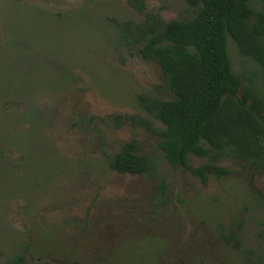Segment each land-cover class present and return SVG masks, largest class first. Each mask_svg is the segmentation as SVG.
<instances>
[{"label": "rangeland", "instance_id": "1", "mask_svg": "<svg viewBox=\"0 0 264 264\" xmlns=\"http://www.w3.org/2000/svg\"><path fill=\"white\" fill-rule=\"evenodd\" d=\"M138 2L142 13L131 0H0V264H264V175L210 155L171 167L162 125L136 99L173 94L118 26L141 27L145 14L164 26L192 9ZM227 55L264 91L230 40ZM129 141L151 176L110 169ZM206 164L225 173L202 185L190 170Z\"/></svg>", "mask_w": 264, "mask_h": 264}, {"label": "trees", "instance_id": "2", "mask_svg": "<svg viewBox=\"0 0 264 264\" xmlns=\"http://www.w3.org/2000/svg\"><path fill=\"white\" fill-rule=\"evenodd\" d=\"M185 2L192 9L186 20L163 26L145 14L141 27L118 26L120 40L139 45L141 57L156 62L173 94L170 100L141 94L137 102L162 125L158 147L171 167L188 169L190 155H210L215 161L240 160L264 175V91L253 74L236 75L227 55L230 40L258 67L264 87V9L254 10L252 0ZM131 5L143 12L138 0ZM111 119L120 125V116ZM109 167L119 174L151 176L155 171L150 158L137 154L134 141L110 158ZM190 173L205 185L208 174L225 171L206 164Z\"/></svg>", "mask_w": 264, "mask_h": 264}]
</instances>
